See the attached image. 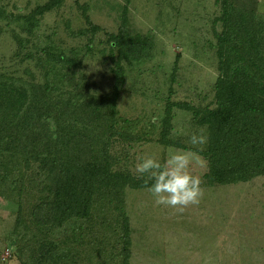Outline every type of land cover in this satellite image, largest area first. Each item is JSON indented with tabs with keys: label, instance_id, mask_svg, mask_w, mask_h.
<instances>
[{
	"label": "rangeland",
	"instance_id": "374dc122",
	"mask_svg": "<svg viewBox=\"0 0 264 264\" xmlns=\"http://www.w3.org/2000/svg\"><path fill=\"white\" fill-rule=\"evenodd\" d=\"M47 1L0 0L3 16H8H0V74L43 84L48 64L39 57H43L41 49L51 45L67 55L77 51L79 58L74 76L58 82L63 94L109 95L114 80L109 36L117 32L125 12L129 30L150 37L153 46L143 59L121 60L124 82L117 109L120 117L133 122L132 131L140 139L112 145L111 152L118 157L115 167L134 174L137 155L155 154L162 161L170 148L199 154L193 171L203 180L204 194L183 212L156 205L146 188L125 189L129 264H264V177L209 186L204 178L208 163L199 153L207 143L196 149L188 143L193 132L207 135V129L195 123L183 104L204 108L212 107L215 100L218 71L212 22L220 10L215 0H61L36 14L34 27L26 32L25 21L17 16L28 15ZM83 10L99 26L94 33H79L89 27ZM257 18L264 20V0L257 1ZM113 54L116 57V51ZM169 104L172 144H164L162 120ZM13 160L18 164L20 156ZM12 167L0 169V264H36L33 250L40 243L29 241L33 234L46 246L51 242L62 251H77L81 264H119L115 254L119 244L103 222L106 218L113 223V212L102 201L90 221L68 220L44 237L30 228L24 246L20 244L14 230L20 197L10 191L19 185L15 180L22 167L20 171ZM102 247L106 251H100Z\"/></svg>",
	"mask_w": 264,
	"mask_h": 264
},
{
	"label": "trees",
	"instance_id": "16d2710c",
	"mask_svg": "<svg viewBox=\"0 0 264 264\" xmlns=\"http://www.w3.org/2000/svg\"><path fill=\"white\" fill-rule=\"evenodd\" d=\"M257 1L215 0L220 10L212 22L218 71L214 105L200 108L183 104L195 123L207 129V144L199 153L208 163L204 178L209 186L264 177V20L257 18ZM60 2L48 0L17 18L25 21L22 26L30 32L35 15ZM83 13L89 27L79 33H94L99 26L85 10ZM0 16L8 18L1 8ZM109 37L114 79L109 95L78 98L76 93L63 94L58 82L74 76L79 58L77 51L67 55L51 45L44 46L43 57H39L48 64L43 84L0 74V169L8 164L18 171L22 167L15 180L19 185L10 191L20 197L14 229L20 244L30 228L44 237L68 220L90 221L102 201L107 211L113 212V223L106 218L103 222L119 244L115 253L119 264H129L131 240L124 192L127 187L145 186L129 169L115 167L118 157L111 148L115 142L140 139L132 131L133 122L120 117L117 109L124 82L121 60L149 56L153 41L129 30L125 12L117 32ZM170 106L162 120L160 141L164 144H172L168 139ZM16 156H20L18 164L13 160ZM40 238L33 234L29 239L40 243L33 250L36 264H81L77 251H62L51 242L46 246Z\"/></svg>",
	"mask_w": 264,
	"mask_h": 264
},
{
	"label": "clouds",
	"instance_id": "9594fccd",
	"mask_svg": "<svg viewBox=\"0 0 264 264\" xmlns=\"http://www.w3.org/2000/svg\"><path fill=\"white\" fill-rule=\"evenodd\" d=\"M207 139L203 131L193 132L188 143L193 149L202 148ZM198 163V152L170 148L162 161L155 154L137 155L134 174L143 181L156 205L183 212L188 206L198 204L204 194L203 180L193 171Z\"/></svg>",
	"mask_w": 264,
	"mask_h": 264
}]
</instances>
